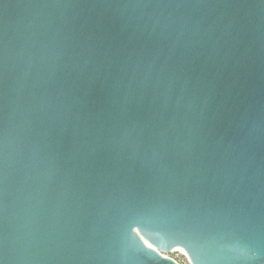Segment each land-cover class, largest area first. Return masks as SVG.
Listing matches in <instances>:
<instances>
[{"label": "water", "instance_id": "obj_1", "mask_svg": "<svg viewBox=\"0 0 264 264\" xmlns=\"http://www.w3.org/2000/svg\"><path fill=\"white\" fill-rule=\"evenodd\" d=\"M173 250L264 264V0H0V260Z\"/></svg>", "mask_w": 264, "mask_h": 264}, {"label": "rangeland", "instance_id": "obj_2", "mask_svg": "<svg viewBox=\"0 0 264 264\" xmlns=\"http://www.w3.org/2000/svg\"><path fill=\"white\" fill-rule=\"evenodd\" d=\"M163 254H166L169 257L174 258L176 261H178L180 264H191L187 256L180 250H173L169 252H162Z\"/></svg>", "mask_w": 264, "mask_h": 264}, {"label": "snow or ice", "instance_id": "obj_3", "mask_svg": "<svg viewBox=\"0 0 264 264\" xmlns=\"http://www.w3.org/2000/svg\"><path fill=\"white\" fill-rule=\"evenodd\" d=\"M129 231L134 234L136 237L140 235V230H139V224L135 221V219L131 220L129 222ZM145 244L147 245L148 248H151L152 246L150 244H147L145 241ZM0 264H3V261L0 260Z\"/></svg>", "mask_w": 264, "mask_h": 264}, {"label": "bare ground", "instance_id": "obj_4", "mask_svg": "<svg viewBox=\"0 0 264 264\" xmlns=\"http://www.w3.org/2000/svg\"><path fill=\"white\" fill-rule=\"evenodd\" d=\"M165 256H167L166 254H164Z\"/></svg>", "mask_w": 264, "mask_h": 264}]
</instances>
